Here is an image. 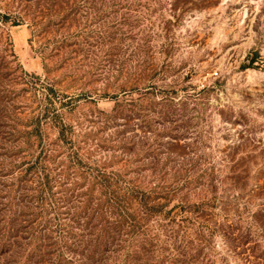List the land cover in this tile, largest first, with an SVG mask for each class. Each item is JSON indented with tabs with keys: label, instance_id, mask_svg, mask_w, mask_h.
<instances>
[{
	"label": "rangeland",
	"instance_id": "1",
	"mask_svg": "<svg viewBox=\"0 0 264 264\" xmlns=\"http://www.w3.org/2000/svg\"><path fill=\"white\" fill-rule=\"evenodd\" d=\"M40 1L0 0V23L8 21L0 25V52L10 59L14 52L19 70L54 82L80 128L97 130L94 121L113 108L118 114L133 99L141 108L137 129L123 126L120 118L102 135L136 136L138 157L144 153L140 127L157 128L147 133L149 141L163 135L159 112L166 104L175 116L165 137L156 140L164 145L159 149L168 143L176 150L173 144H179L185 159L197 165L196 174L186 176L192 190L172 195L166 208L202 198L210 205L205 216L181 222L187 230L179 231L178 241L203 247L204 264H264V0H59L52 11L53 0ZM122 85L133 92L119 93L120 104L114 96ZM149 163L140 160L137 166ZM173 166L169 162L170 172ZM16 171L4 178L8 191ZM140 176L142 187L160 181L153 169ZM18 185L3 199L9 206L4 209L21 207L17 197L27 186ZM175 220L152 222L164 244L176 239V232L169 237L178 229ZM229 226L250 229L253 236L237 244L222 230ZM40 228L31 248L44 232Z\"/></svg>",
	"mask_w": 264,
	"mask_h": 264
},
{
	"label": "trees",
	"instance_id": "2",
	"mask_svg": "<svg viewBox=\"0 0 264 264\" xmlns=\"http://www.w3.org/2000/svg\"><path fill=\"white\" fill-rule=\"evenodd\" d=\"M58 2L53 0L48 10L52 11ZM6 22L4 19L0 25ZM11 56L14 58L0 52V264H20L23 259L24 264H169L171 260L176 264H198L200 260L204 264L200 259L203 247L177 238L181 229L187 230L181 222L205 216L209 202L202 198L189 205L182 200L166 208L172 195L191 189L186 185V176L192 177L197 168L185 159L184 151L178 150L179 144H173L176 150L168 143L165 149H159L164 145L156 140L165 137L166 124L171 122L170 116H175L174 111L166 104L160 110L164 134L154 141L146 135L152 136L157 128L140 127L144 133L139 142L144 153L138 157L141 150L136 136L102 135L120 118L125 121L123 126L137 129L134 122L141 108L133 99L121 104L118 98L119 93L129 96L132 87L122 85L114 96L124 106L118 108V114L113 108L114 113L94 121L99 123L97 130H86L71 122L70 101L54 82L19 70L18 65L14 66V52ZM120 104L118 107H122ZM167 155L175 159L168 160ZM146 159L151 160L147 167L137 166ZM169 162L174 165L171 172ZM16 169L18 173L12 177L15 182L8 191L4 178L14 175ZM152 169L160 181L154 187H142L140 172ZM16 183L27 186L19 190L17 197L21 207L16 211L4 209L8 205L3 199H10L11 186ZM27 188L33 191L32 196L25 193L29 192ZM177 217L178 229L171 227L169 236L172 239L176 232V239L164 244L152 222L168 218L176 221ZM253 217L258 222L260 212ZM39 226L44 232L38 245L31 248ZM222 230L237 244L253 236L250 229L237 226Z\"/></svg>",
	"mask_w": 264,
	"mask_h": 264
}]
</instances>
